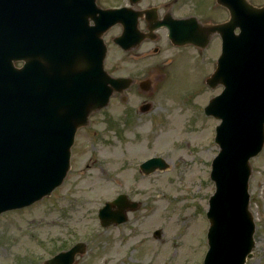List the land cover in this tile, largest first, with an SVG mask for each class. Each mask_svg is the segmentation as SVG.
<instances>
[{
	"label": "water",
	"instance_id": "obj_1",
	"mask_svg": "<svg viewBox=\"0 0 264 264\" xmlns=\"http://www.w3.org/2000/svg\"><path fill=\"white\" fill-rule=\"evenodd\" d=\"M223 1L241 31L207 79L225 87L206 106L222 121L204 264H246L255 245L250 158L264 144V5ZM123 17L122 8H101L95 0H0V214L60 185L71 167L77 130L114 91L129 85L127 77L110 76L104 68L103 33ZM66 46L67 56L59 53ZM165 165L153 158L143 168ZM111 204L119 208L111 211ZM129 205L122 194L107 202L100 210L102 224L125 221ZM85 248L78 242L43 264H73Z\"/></svg>",
	"mask_w": 264,
	"mask_h": 264
},
{
	"label": "rangeland",
	"instance_id": "obj_2",
	"mask_svg": "<svg viewBox=\"0 0 264 264\" xmlns=\"http://www.w3.org/2000/svg\"><path fill=\"white\" fill-rule=\"evenodd\" d=\"M194 1L199 7L208 3ZM150 61L142 60L141 72L120 68L140 77L147 74ZM212 70L199 59L197 66L187 61L174 67L180 74L170 85L164 76L157 79L154 95L158 93L166 107L159 118L146 116L131 124L122 117L124 105L118 101L112 108L121 112L119 125L111 126L105 110L94 114L90 131L80 136V153L65 183L32 206L0 216V264H42L79 238L88 240L90 248L79 259L81 264H203L208 249L206 210L215 191L211 163L219 151L214 139L219 119L204 112L210 97L221 90L206 85ZM137 100L135 95L131 103ZM153 155L163 156L168 167L145 174L140 163ZM252 165L250 206L257 226L247 264H264V148ZM121 192L140 201L138 210L129 211L130 220L119 227L103 228L99 241L91 240L101 227L97 210ZM156 229L161 230L159 238ZM109 235L116 237L110 240Z\"/></svg>",
	"mask_w": 264,
	"mask_h": 264
},
{
	"label": "flooded vegetation",
	"instance_id": "obj_3",
	"mask_svg": "<svg viewBox=\"0 0 264 264\" xmlns=\"http://www.w3.org/2000/svg\"><path fill=\"white\" fill-rule=\"evenodd\" d=\"M98 1L108 6H125L128 9L123 20L105 36L109 42L106 67L114 73L118 72L116 70L120 67L134 68V71L141 72L142 60L144 58L152 60L146 64L144 70L148 74L141 78L134 72L121 73L133 74V84L127 93L118 92L112 97L111 102L115 100L123 104L124 114L132 119L140 118L147 113L151 114V112L157 113L160 108L154 93L145 90L140 79L151 77L152 84L154 80L160 78L161 73L165 78L169 77L171 72L174 76L178 75L180 72L173 71V68L183 66L187 61L191 63L199 57L202 59L209 57L217 65L218 59H223V34L220 31L213 34L206 27L208 23H222L229 16L227 11H225L226 14L224 13L225 8L217 1L214 6L209 5V7H199L196 2L193 5L192 0ZM172 26V30L176 31L172 33L173 35L171 34ZM116 36L121 37L120 44L113 41ZM117 54H119L118 57ZM135 95L140 100L128 105L127 103H130ZM146 108L149 110L145 111ZM106 111L105 117L108 120L120 119L121 112H116L111 106ZM119 226L120 224H112L102 228L107 230ZM99 233L90 236V239L99 241L103 232ZM109 237L111 240L116 236L109 235Z\"/></svg>",
	"mask_w": 264,
	"mask_h": 264
}]
</instances>
